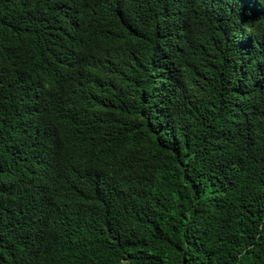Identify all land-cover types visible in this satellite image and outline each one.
Returning <instances> with one entry per match:
<instances>
[{
    "label": "trees",
    "instance_id": "obj_1",
    "mask_svg": "<svg viewBox=\"0 0 264 264\" xmlns=\"http://www.w3.org/2000/svg\"><path fill=\"white\" fill-rule=\"evenodd\" d=\"M0 264H264V0H0Z\"/></svg>",
    "mask_w": 264,
    "mask_h": 264
},
{
    "label": "clouds",
    "instance_id": "obj_2",
    "mask_svg": "<svg viewBox=\"0 0 264 264\" xmlns=\"http://www.w3.org/2000/svg\"><path fill=\"white\" fill-rule=\"evenodd\" d=\"M56 9L58 8L56 7ZM30 149L33 157L42 153V151L37 146L31 147Z\"/></svg>",
    "mask_w": 264,
    "mask_h": 264
}]
</instances>
